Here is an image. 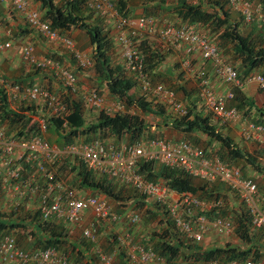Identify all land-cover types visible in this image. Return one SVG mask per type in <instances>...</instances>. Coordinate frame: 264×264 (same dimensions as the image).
<instances>
[{
    "label": "trees",
    "instance_id": "1",
    "mask_svg": "<svg viewBox=\"0 0 264 264\" xmlns=\"http://www.w3.org/2000/svg\"><path fill=\"white\" fill-rule=\"evenodd\" d=\"M27 1L32 6L38 4L36 9L40 12L41 19L60 34L69 36L68 33L73 30H80L85 33L89 45L93 47V64L89 68L97 82L93 88L99 92L107 91L108 99L124 101L127 110L133 108L137 113L133 111L130 113L131 111H129L109 115L100 112L93 123L86 124L81 101L72 100L70 99L72 96L69 95L64 96L69 114L63 120L49 118L44 127L41 128L37 119L41 110L38 107L40 104L26 100L10 101L3 87L0 86V129H3L8 135L16 140L40 135L50 144H58V147L66 146L82 138H84V142H88L95 137L104 140L111 139L117 143H133L162 136L161 128H156L154 131L156 133L151 132L150 128L148 129L151 126L147 125L144 116L151 115L160 121V124L155 123L157 127L161 125L182 133L190 144L201 148L206 155L213 152L217 154L222 163L232 167L238 166L239 163L244 166L247 164L257 174L264 177V164L247 151L237 148L230 137L217 130L213 122V115L203 110L204 106L201 104L197 87L196 89H188L187 82L183 77L184 74L182 75L180 71L179 75H176L180 62L189 61L191 64L192 61V55L185 54L182 45H179L177 49L174 43L158 46L155 39L150 37L155 35H146L143 32L134 39L143 56V71L152 84L169 82L171 84H168L170 85L168 87L173 90L176 99L180 98L178 101L183 103L186 99L187 104L184 103V106L187 113L184 116H179L169 112L168 107L155 102V98L149 101L147 94H140L139 92L137 95L138 88L134 77L126 73L122 62L119 63L109 56V53L114 54L115 43H113V37H110L105 25L108 22L90 11L87 0ZM111 1L120 15L126 19H137L130 14L132 9L128 3L139 1L140 7L143 8V16L151 17L157 27L173 26V28L178 29L186 24L196 27L208 41L217 47L223 60L237 70L241 80L260 69L264 75V42L260 36L262 29L255 27L257 33H254V36L252 34L244 35L240 25L246 23L243 24L244 21H242L241 16L228 7L226 0H198L195 4L189 0H158L156 5L151 4L154 0ZM248 1L263 7L264 0ZM6 4H9L7 0L5 3L0 0L1 7L9 6L11 17H18L10 5ZM233 14L240 17L241 22H237L235 19V23ZM108 24L110 25V23ZM14 31L16 40L32 32L26 22H23L22 26L17 25ZM2 36L3 34L0 37L2 42L11 40V49L13 38L10 33L4 38ZM173 49H176L177 53V57L174 54L175 61L178 62V66L177 63L175 64L176 68L171 62H167ZM47 57L74 72L82 73L84 71L77 66L71 54L61 56L55 53ZM205 67L208 70L211 69L207 64ZM36 70L38 72L35 75L44 73L43 70ZM204 71L206 72L205 69ZM32 74L30 72L15 78V80H9L7 78L9 75L0 72V80L2 78L6 82H13L26 87L34 85L35 83L32 82L40 76ZM42 77L47 79L45 81L53 83L52 77L45 74ZM191 95H193L191 97L193 99L190 98ZM227 107L235 108L240 113L241 118L247 122L264 125V109L256 107L249 98L245 97L239 87H235L233 98L227 102ZM46 133H49L51 138H46ZM202 136L206 138V142L200 147L198 140ZM53 141L55 143H52ZM55 168L62 178H66L64 180L72 189L82 193L90 192L89 195L93 196L101 194L111 205L117 203L120 210H113L118 214H122L126 210L122 207L123 205H140L141 208H144L146 221L143 224L145 226L141 227L138 225L139 222L136 225L126 224L121 227L131 233L141 227V232L136 237L139 239L136 240L145 247H150L171 264L176 262L207 264L214 260L228 262L243 261L247 258L256 263L264 260L262 259L264 257V232L253 230L244 205L240 203L237 194L221 179L205 182L193 178L181 170L171 169L158 163L139 161L137 164V172L148 181L160 182L169 190L177 193H190L210 203L216 200L222 201L221 206L213 207L206 214L209 218L219 216L228 219L232 224V232L229 236L234 237L235 235L238 242L233 245L229 239L224 243L215 239V242L211 243V246L209 245L210 247H205L201 246V243L205 242V236L201 243H195L191 239L184 238L176 231L165 208L160 207L134 189L123 186L117 180L111 179L105 174L88 171L77 160L65 159L56 164ZM239 169L242 172V167ZM66 170L71 173V177L64 175L63 171ZM17 172L20 180H30L38 172L37 165L35 162L26 161L17 167ZM241 176L247 178L244 174ZM229 203H231L230 206H228ZM24 204L26 203L20 199L19 194L12 191L8 187V183L6 184L0 179V237L12 235L16 240V235H18L19 239L23 237L31 243L24 249L53 248L67 253L71 261L75 263L95 264L94 261L83 263L84 256L81 255L79 249L76 252L78 256H75V247H72L70 242L68 226L61 222L41 221L39 213L35 212L32 207L27 208ZM201 213L203 212L198 214ZM155 217L158 218L159 228L149 234L144 229L147 227L148 220ZM97 224L104 225L96 223L95 226ZM21 231H23L22 235L20 234ZM214 235L219 238L229 237L228 235ZM78 243L85 251L92 249V245L82 237L78 239ZM116 251H118L119 257L117 256V261L114 264H132L129 262L124 249L117 246Z\"/></svg>",
    "mask_w": 264,
    "mask_h": 264
},
{
    "label": "built area",
    "instance_id": "2",
    "mask_svg": "<svg viewBox=\"0 0 264 264\" xmlns=\"http://www.w3.org/2000/svg\"><path fill=\"white\" fill-rule=\"evenodd\" d=\"M1 1L6 2V0ZM87 1L90 11L110 23L116 31L115 41L120 48L123 69L134 77L138 91L140 94H147L149 101L155 98V102L168 107L179 116L187 113L185 106L176 99L173 90L163 84L153 85L144 73L143 56L136 43L132 41L137 31L146 35H155L170 44L174 43L176 49L182 45L185 54L198 55L211 68L213 76L226 85L241 88L253 83L264 93L263 74L254 72L241 80L237 70L223 60L217 47L196 27L186 24L178 29L173 26L160 28L151 17L141 16L137 19L122 17L111 0ZM226 1L228 7L237 12L244 23L262 29L260 36L264 42V7L248 0ZM8 2L9 4L6 5H10V8L33 32L46 42L58 45L69 52L81 70L92 66V59L76 48L71 36L53 30L41 19L40 12L30 2L7 0ZM2 34L0 29V37ZM10 47L11 40L5 42L0 40V52L5 53ZM21 57L30 67L50 70L60 83L65 97L68 95L77 97L83 106L97 114L104 112L113 115L131 111L127 110L124 101L110 100L103 92L81 84L76 72L68 67H63L46 56H35L31 44H25L21 48ZM184 65L187 66L185 69L189 74L190 62H184ZM194 78L197 81L201 104L211 112L213 118L224 125L237 123L240 120V113L235 108L227 107V102L233 98V92L226 90L224 94L215 93L209 85V77L204 69L199 70ZM0 86L3 87L10 101H31L45 108L48 117L39 120L41 128L49 118L63 120L69 114L65 97L41 85L22 87L1 78ZM63 126L65 127V124ZM241 136L244 140L264 141V125L246 122L241 129ZM65 159L77 160L88 171L105 174L165 208L176 231L195 243H201L206 234L214 233L220 236L231 234L232 224L228 219L219 216L209 218L206 214L213 207L221 206L222 201L216 200L210 203L190 193L169 190L160 182L148 181L137 172V164L139 161L158 163L171 169L181 170L205 182L221 179L237 194L240 203L244 205L253 230L264 232V197L254 180L249 177L243 178L240 169L222 163L213 152L206 155L201 148L185 139L171 141L161 136L133 143H117L111 139L95 137L88 142L79 139L58 147L50 144L40 135L16 140L0 129V179L8 183V187L19 194L20 199L25 203L26 199L27 202L32 201V208L39 213L41 221L61 222L71 229H80L82 238L92 244L97 242V227L93 223L88 226L84 224L86 215H90L94 223L107 226L121 227L140 222V214L135 211L125 210L122 214H118L106 199L72 189L55 168L56 164ZM26 161L35 162L38 172L30 180L21 179V181L17 167ZM200 212L203 213L198 214ZM114 242L126 251V256L132 264H171L150 247L138 242L135 234L127 230L116 232ZM95 255L99 264L114 262L115 253H106L95 248ZM0 264L80 263L71 261L67 253L53 248L23 249L17 245L12 235H4L0 237ZM207 264H256V262L247 258L243 261L228 262L214 260Z\"/></svg>",
    "mask_w": 264,
    "mask_h": 264
},
{
    "label": "rangeland",
    "instance_id": "3",
    "mask_svg": "<svg viewBox=\"0 0 264 264\" xmlns=\"http://www.w3.org/2000/svg\"><path fill=\"white\" fill-rule=\"evenodd\" d=\"M34 5V4H33ZM3 6V5H2ZM23 20L21 19V18H19V17H17V16H15V17H11L10 15H9V6H3V7H1L0 6V29H1V32L3 33V38L5 37V35H8V33H10V35L12 36V38H13V46H12V48L11 49H9L7 52H5V53H1L0 54V72L1 73H3V74H5V75H7L6 73L8 72V70H6L7 68H6V62L7 61H12V63H11V65H12V75L13 76H17V77H20V76H24L25 74H28V73H30V72H32L33 74L32 75H34V76H39V78L38 79H36L35 81H33L32 83H35V84H37V85H41V86H43V87H45V88H48L50 91H55L57 94H59L60 95V93H63L62 92V90L60 89V83L58 82V80L57 79H55V77H54V75H53V73L50 71V70H43L44 71V73L43 72H41V73H39V74H36L35 75V73H37L38 71L34 68V67H30L29 65H27V64H25L24 62H23V60H22V58H21V48L25 45V44H31V46L33 47V50H34V54H35V56H37V57H44V56H50L51 55V53H48V51H47V49H50V48H55V50H57L56 52L58 53V55H61V56H67V54L68 55H70V53L69 52H67L65 49H63L62 47H60V46H58V45H55V44H52V43H48V42H46L41 36H39V35H37V33H34L33 31L32 32H30L28 35H26V36H23V38H20V39H15V37H16V35L14 34V29H16V27H17V25L18 26H22V24H23ZM106 25V27L108 28V33H110V37H113V43H115V45H114V56H113V60H115V61H118L119 63L120 62H123L122 61V57H121V53H120V48H119V46H118V44H117V42L115 41V37H116V31L114 30V28L112 27V25H109L108 23H106L105 24ZM80 31V30H79ZM80 33H81V35L82 36H84L85 37V33L84 32H82V31H80ZM113 34V36H112V34ZM137 34H136V36L135 37H139L138 36V33H140V31H137L136 32ZM133 36V39H132V41L133 42H135L136 44H137V42L136 41H134V39H135V37ZM22 39V40H21ZM87 40V39H86ZM157 39H155V41H156ZM85 41V40H84ZM75 42V41H74ZM88 42V41H87ZM157 42V41H156ZM158 43V42H157ZM158 45L159 46H161V44L160 43H158ZM88 46H90V45H86L84 48H81V47H79L78 45H77V43H76V48L79 50V51H82V52H84L85 51V49L88 47ZM45 49V50H44ZM86 53V52H85ZM86 55H88L91 59H92V54H90L89 55V53L87 52L86 53ZM175 59H176V57L175 56H173L172 54L169 56V58H168V62H171L172 64H173V66H174V68H176V63H177V66H178V62H177V60L175 61ZM114 61V62H115ZM5 62V64L3 65V66H1L2 65V63H4ZM56 62V61H55ZM8 67V66H7ZM185 68H187V66L186 65H184V62H180L179 63V67H178V69H177V71H176V75H179V73H180V71H181V73H182V75H183V77H184V80H186V82H187V88L188 89H191V87H193V89H196V87H197V81H196V79L193 77V81L191 80V79H186V77L188 76V71L185 69ZM84 75H85V77H88V78H85V79H83L82 77H81V75L82 74H80V73H77L76 72V74H77V76H78V79H80L81 80V82L82 83H84V84H86L87 86H89L90 88H92V89H95V88H93V83H91L92 81V78L90 77L91 76V74L93 73L92 72V70L91 69H85L83 72H82ZM255 73H261L262 74V69H260V70H258V71H256ZM43 74H45V75H47V76H49V77H52V80H53V83H50V82H47V81H45V79L46 78H43L42 77V75ZM9 76H7V78L9 79V80H15V78L13 77H11L10 75L11 74H8ZM16 77V78H17ZM90 77V78H89ZM82 78V79H81ZM170 80V79H169ZM170 81H172V80H170ZM219 82H220V84H221V86L222 87H224L225 88V90L227 89V90H230L231 92H234V89H235V87H233V86H227L226 84H224L222 81H220L219 80ZM163 84V83H162ZM168 84H171V83H169V82H165L163 85H165L166 87H168V86H170V85H168ZM191 84H192V86H191ZM221 86H220V88H219V91L217 92V91H215L211 86V88L213 89V91L215 92V93H217V94H223V93H221L220 92V89H221ZM169 88V87H168ZM137 95H139V91L137 90ZM177 98V97H176ZM180 99V98H179ZM178 100V99H177ZM17 103V102H16ZM180 103H182V102H180ZM183 105H184V103H182ZM38 107H40L41 108V110H40V114L39 115H37V119H38V121L39 120H41V119H45V118H47L48 117V115H47V112H46V110H45V108H43L41 105H38ZM169 109V108H168ZM203 110L204 111H206V112H209L208 110H206L205 108H203ZM132 111L133 112H136L135 111V109H132L131 110V113H132ZM169 112H172L170 109H169ZM137 113V112H136ZM173 113V112H172ZM209 113H211V112H209ZM88 119L89 120H87L86 119V122L87 123H93L94 121H95V119H96V117H94V115L92 114V115H90L89 117H88ZM144 119L146 120V122H147V125H150V126H154L155 125V123H159L160 124V121L159 120H157V118H154L153 116H151V115H145L144 116ZM157 127V126H156ZM157 128H161V135H162V137H165L166 139H168V140H171L172 141V139H171V137H170V135H171V131H172V129H170L169 127H162L161 125H159ZM154 131H156V129L154 130ZM154 133H156V132H154ZM45 137L46 138H51L50 136H49V133H46V135H45ZM53 139V138H52ZM179 139H185V140H187L186 138H181V137H179ZM82 140H84V138H82ZM199 141V145L198 146H200V147H202L201 145H204V143L206 142V138L205 137H200V139L198 140ZM52 143H55L54 141L52 142ZM262 143L263 144H260L261 146H262V148L264 149V141H262ZM58 145V144H57ZM263 149H260V151H261V153L262 154H260V155H254L253 154V156L255 157V158H257L260 162H262L263 164H264V150ZM254 153V152H253ZM256 153H258V152H256ZM260 158V159H259ZM64 172V175H67V176H69V177H71V173H69V171L68 170H66V171H63ZM63 172H62V174H63ZM66 176V177H67ZM65 178V177H64ZM66 179V178H65ZM257 185H259V182H258V180H257ZM261 186H262V188H263V192H260V194L262 195V197H264V181H261ZM227 201V200H226ZM231 201V200H230ZM233 203L235 202V201H232ZM230 204L231 203H229L228 204V206H230ZM113 205V209L114 210H120V207L117 205V203L116 204H112ZM124 209H126V210H128V211H135V212H137V213H139L140 214V219H141V221H140V224H138V225H140L141 227L144 225L145 226V224H143V223H145V221H146V214L144 213V211H145V209L144 208H141L140 207V205H123L122 206ZM141 209V210H140ZM157 221H158V218L157 217H155V218H153L152 220H148V222H147V227L144 229L145 230V232H147V233H151L152 231H155V230H157L158 228H159V225H158V223H157ZM96 227H98V226H96ZM106 227H111V226H107L106 225ZM105 227V228H106ZM141 227L136 231L137 232V235L135 234V239H139V238H136L137 236H138V234L141 232ZM105 228H102V229H99V228H97V235L100 237L99 238V241H102V247H104V238H103V235H102V232H103V230L105 229ZM75 232H76V234L78 235V233H79V237H77V238H81V233H80V231H77V230H75ZM142 232H144V231H142ZM112 240H113V242H114V233L113 234H111V237H110ZM237 237L234 235V237L233 236H229L228 238H226V237H221V238H219V237H217V236H215L213 233H210V234H206L205 235V240L206 241H208V245H209V243H213V242H215L214 240L216 239V240H219L221 243H224L227 239H229L230 241H231V243L233 244V245H235V243L236 242H238V240L236 239ZM141 240V239H140ZM78 241V240H77ZM204 241L201 243V246H203L204 245ZM101 244V243H100ZM104 251L105 252H107L105 249H104ZM108 253V252H107ZM95 255V254H94ZM262 259H264V257L262 258ZM97 260V259H96ZM115 262H113V264H114Z\"/></svg>",
    "mask_w": 264,
    "mask_h": 264
},
{
    "label": "crops",
    "instance_id": "4",
    "mask_svg": "<svg viewBox=\"0 0 264 264\" xmlns=\"http://www.w3.org/2000/svg\"><path fill=\"white\" fill-rule=\"evenodd\" d=\"M190 2H192V3H197V1L198 0H189ZM139 1H137V3H134V2H129L128 3V5H130L129 7H130V9H132V11L130 12V14H132L135 18H139V17H141V16H143V8H141L140 7V3H138ZM133 4V5H132ZM134 4H136V5H134ZM151 4H153V5H156V4H158V0H154ZM35 8H37V6H39L38 4H34L33 5ZM166 7V6H165ZM263 7H264V3H263ZM162 8H164L163 6H162ZM225 8H227V6H225ZM237 20V22H241L240 20H241V18L240 17H236V15H234L233 14V20L235 21V23H236V20ZM243 21V20H242ZM240 24V23H239ZM243 24H245L244 22H243ZM240 27H241V32L244 34V35H248V34H252V36H254V33H257V30H256V28H255V26L253 25V24H248V25H240ZM244 31V32H243ZM70 36H71V38L75 41V43H77V45L79 46V47H81V48H84L86 45H89V43L87 42L88 41V39H87V36L85 35V37L84 36H82L81 35V33H80V31L79 30H73V31H71V32H69L68 33ZM151 37V39H157L156 41L158 42V43H160L161 45H166V44H168L167 42H164V41H162V39L161 38H159V37H157V36H150ZM87 39V40H86ZM85 40V41H84ZM115 45V44H114ZM159 46V45H158ZM45 50V49H44ZM47 51H48V53H51V54H55V53H57L56 51L57 50H55V48H50V49H47ZM84 52H88L89 53V55L90 54H93V47L92 46H88L86 49H85V51ZM111 52H113L112 50H111ZM115 53V52H114ZM172 53V55L174 56V54H175V56L177 57V53H176V49H173V52H171ZM109 56L110 57H113L114 56V54H112V53H109ZM168 62V61H167ZM11 63H12V61H7L6 62V70H8V72L6 73L7 75L8 74H11L10 76L13 78H16L17 76L15 75V76H13L12 75V65H11ZM5 64V62L4 63H2V65L1 66H3ZM8 66V67H7ZM206 64H205V62H203L201 59H200V57L198 56V55H195V56H192V61H191V65H190V67H191V71H189V74H188V76L186 77V79H193V77H195V74L199 71V70H202V69H205L206 70V72H207V75H208V77H209V85L215 90V91H219V88H220V86H221V84H220V82H219V80L217 79V78H215V76H213V74H212V71H211V69H206ZM77 73H79V72H77ZM80 74H82L81 75V77L83 78V79H85V78H88V77H85V75L83 74V73H81L80 72ZM91 78H92V82L91 83H93V85L96 83L97 84V82L95 81V77L93 76V74H91V76H90ZM89 77V78H90ZM81 78V79H82ZM47 80V79H46ZM51 81V80H50ZM193 81V80H192ZM52 82V81H51ZM79 82L81 83V84H84V83H82L81 82V80L79 79ZM84 85H86V84H84ZM87 86V85H86ZM191 86H192V84H191ZM87 87H89V86H87ZM90 88V87H89ZM192 89H193V87H191ZM60 89L62 90V92L63 93H65L64 91H63V89H62V87H60ZM227 90V89H226ZM225 90V88L224 87H222L221 86V89H220V92L221 93H223L224 91H226ZM240 90L241 91H243V93H244V95H245V97H247V98H249V100H251L252 101V103L256 106V107H258V108H262V109H264V93L262 92V91H260L259 89H258V87H257V85H255V84H253V83H251V84H248V85H244L243 87H241L240 88ZM107 97H109V95H108V93H107V91H105V92H103ZM61 94V93H60ZM69 96V95H68ZM191 97H193V95H191L190 96V98ZM70 99H72V100H75V101H77V100H79L77 97H70ZM191 99H193V98H191ZM178 100H180V99H178ZM82 103V102H81ZM183 103V102H182ZM184 103L185 104H187V102H186V99H185V101H184ZM81 106H82V109H83V116H84V119L86 120H89L88 119V117L90 116V115H94V117H97V113L95 112V111H92V110H89V109H87L86 108V106H83V103L81 104ZM253 114H255V112L253 111ZM255 116V115H254ZM257 117V116H256ZM255 117V118H256ZM158 120V119H157ZM213 122H214V124L216 125V128H217V130H219L221 133H223L224 135H226V136H228V137H230L232 140H233V143L235 144V146L237 147V148H239V149H241V150H244V151H247V153H250L251 155H260V154H262L261 153V151H260V149H263L262 148V146L260 145V144H263L262 143V139H258V140H250V141H248V140H244L243 138H242V136H241V129H242V127L244 126V124L247 122V121H245V120H243L242 118H241V116H240V120H238L237 121V123H233V124H229V125H224V124H222L218 119L216 120L215 118H214V120H213ZM86 124H87V122H86ZM150 128V130H151V132H154V130L157 128L156 127V125H152L151 127H148V129ZM158 129V128H157ZM162 131V130H161ZM172 133H171V135H170V137H171V139H172V141H176V140H179V137H181V138H184L183 136V134L182 133H179V132H177V131H174V130H172L171 131ZM264 150V149H263ZM254 152V153H253ZM256 152H258V153H256ZM260 159V158H259ZM242 167V172H241V174H244L246 177H249V178H252L253 177V179L255 180V182H257V180H258V182H259V185H257L258 186V189H259V191L260 192H263L262 190H263V188H262V186H261V181H264V177H263V175H260V174H257V172L256 171H254L249 165H242L241 163H239L238 164V166H236V168H241ZM241 171V170H240ZM86 194H89L90 192H85ZM99 197H103V195H98ZM104 198V197H103ZM32 202V201H31ZM30 201H28L27 202V199H26V204H24L27 208H30V207H33V203H31ZM24 203H25V201H24ZM112 203V202H111ZM112 204H116V203H112ZM94 221V219L90 216V215H86L85 216V218H84V224L85 225H90L91 223H93V224H96V223H94L93 222ZM96 226H98L97 228H99V229H101V228H103V227H106V225L104 226V225H102V226H100V224H97ZM68 228V227H67ZM69 229V232H70V234H69V237H70V242L72 243V247H75V252H74V254H75V256L77 257L78 255L76 254V252H77V249H79V251L81 250V255L82 256H84L83 258H84V260H82V262L83 263H86V262H91V261H94V263L95 264H99V262L96 260V255H94L95 254V248H98V249H100L101 251H103V252H105L104 251V249L107 251V252H110V253H115V257H114V261H115V263H116V261H117V258L119 257L118 256V251H116V249H117V245L115 244V242H113V240L110 238L111 237V234H113L114 233V235H115V233L116 232H120L121 230H123L122 229V227H117V226H111L110 228L109 227H106L104 230H103V232H102V235H103V238H104V247H102V241H99V236H98V238H97V242L95 243V244H92V243H90L91 245H92V249L91 250H84L81 246H80V244L78 243V239L79 238H77V237H79V233H78V235L76 234V232H75V230H77V231H80V229H71L70 227L68 228ZM22 232L23 231H21L20 232V234L22 235ZM80 233H81V231H80ZM132 233H134V234H136L137 235V232L136 231H134V232H132ZM77 236V237H76ZM16 237H17V245L19 246V247H21V248H26L29 244H31V243H29V241L27 240V239H25V238H21V239H19L18 238V235H16ZM81 237H82V235H81ZM101 243V244H100ZM209 245L211 246V243H209ZM208 245V241H206L205 240V243H204V245L203 246H205V247H210ZM118 256V257H117ZM93 259H95V260H93ZM256 264H264V260L263 261H258Z\"/></svg>",
    "mask_w": 264,
    "mask_h": 264
},
{
    "label": "clouds",
    "instance_id": "5",
    "mask_svg": "<svg viewBox=\"0 0 264 264\" xmlns=\"http://www.w3.org/2000/svg\"><path fill=\"white\" fill-rule=\"evenodd\" d=\"M137 45V44H136ZM137 86V85H136ZM138 88V87H137ZM62 96H64V93H61Z\"/></svg>",
    "mask_w": 264,
    "mask_h": 264
}]
</instances>
